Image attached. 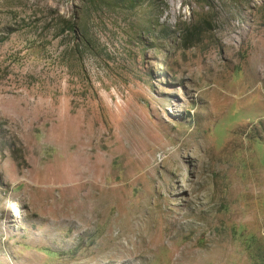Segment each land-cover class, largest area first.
Returning a JSON list of instances; mask_svg holds the SVG:
<instances>
[{"label":"rangeland","instance_id":"obj_1","mask_svg":"<svg viewBox=\"0 0 264 264\" xmlns=\"http://www.w3.org/2000/svg\"><path fill=\"white\" fill-rule=\"evenodd\" d=\"M0 264H264V0H0Z\"/></svg>","mask_w":264,"mask_h":264},{"label":"trees","instance_id":"obj_2","mask_svg":"<svg viewBox=\"0 0 264 264\" xmlns=\"http://www.w3.org/2000/svg\"><path fill=\"white\" fill-rule=\"evenodd\" d=\"M67 26L69 27V28H67L66 30H71L73 33H75L76 32V30L74 29V26L72 25V24H67ZM85 36H86V34H85ZM85 41V40H84ZM86 42L88 43V45L90 44V42H89V40H86Z\"/></svg>","mask_w":264,"mask_h":264}]
</instances>
